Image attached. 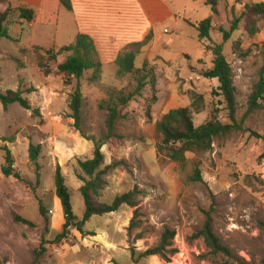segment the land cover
Masks as SVG:
<instances>
[{"label":"rangeland","instance_id":"374dc122","mask_svg":"<svg viewBox=\"0 0 264 264\" xmlns=\"http://www.w3.org/2000/svg\"><path fill=\"white\" fill-rule=\"evenodd\" d=\"M163 1L167 5L172 2L176 6L186 5L185 0ZM195 1L196 9L189 5L187 12L177 11L175 7L174 13L180 21L177 43L172 48H149L151 37L144 40L145 45L136 55L145 54L140 68L153 70L155 93L146 86L140 96L120 108L117 138L108 140L101 148L104 166L123 162L129 172L121 166L111 170L104 177L106 185L96 201L110 204L116 196L137 186L141 192L137 207L122 206L115 213L93 216L84 225V234L70 229L60 241L55 237L61 225L55 229L52 222L56 206L60 211L54 194L55 167L59 165L64 176L73 216L81 220L85 208L79 192L82 183L76 177L77 160L91 158L93 151V143L85 138L98 141L106 135V112L99 109V104L111 90L131 92L134 82L129 74L118 77L109 72L102 77V68L100 79L94 83L88 81L92 71L83 74L78 82L83 97L82 137L73 129L69 118L70 94L77 82L67 86L56 69L67 55L49 63L51 74L44 76L37 67L38 57L44 56L45 63L47 56L34 47L26 48L24 39L19 44L15 31L24 22L21 23L17 13L10 14L6 25L14 39H0V93L18 91L29 100L32 109L14 104L5 111L0 104V168L4 164L3 148L7 147L14 160V170L32 187H25L11 177L4 178L0 171V264H133L130 250L138 254L152 248L166 229L175 232L173 244L177 253L167 263L154 256L136 264H264L261 227L264 224V141L249 132H234L215 139L207 153L187 154L184 167L164 160L156 152L155 122L171 109L187 107L191 92L203 97L202 109L193 114L194 126H200L213 115L222 124L230 123L225 101L218 95L217 81L201 76L211 68V54L202 58L206 50L199 43L197 32L182 24L185 17L192 21L210 18L217 22L209 40L221 45L222 54L234 72L236 122L247 110L248 97L264 65V20L254 36L247 35L241 22L230 40L224 42L218 28L228 31L233 15L238 17L242 8L234 7L228 12L220 5V12L213 15L208 6ZM241 1L264 3V0ZM4 10L0 8V13ZM164 27L169 29L168 25ZM242 126L264 135V101L262 108L249 114ZM30 144L40 145L38 169L29 161ZM194 165L198 166L203 181L186 184L185 177L191 174ZM39 202L49 212L47 226L39 214ZM211 206L212 231L229 248L231 259L211 256L203 239L196 236ZM135 209L139 228L128 236L127 227ZM15 216L30 221L33 226L16 223ZM139 233L143 237L135 241Z\"/></svg>","mask_w":264,"mask_h":264},{"label":"trees","instance_id":"16d2710c","mask_svg":"<svg viewBox=\"0 0 264 264\" xmlns=\"http://www.w3.org/2000/svg\"><path fill=\"white\" fill-rule=\"evenodd\" d=\"M205 5L208 6L213 15H217L218 0H204ZM62 6L71 10L69 0H60ZM0 5L5 6V10L0 13V39L12 40L8 34L7 25L10 14L17 13L18 19L22 22L33 21L35 15L32 10L24 8H12L9 0H0ZM264 20V3H251L245 4L238 17L233 15L230 22L229 30L226 31L219 27L218 31L221 33L223 41L230 40L232 34L238 30L239 24L243 22V30L248 36H254L260 31V23ZM197 31V39L206 51L210 52L212 57L211 68L201 74L205 79L216 80L218 83V95L222 96L226 109L228 111L229 124H222L213 115L208 121L200 126H194L193 114L198 113L203 107V97L195 92L190 93V104L187 107L171 109L165 113L154 124V135L156 139V152L157 155H162L164 160L178 164L184 167L187 163L186 155L191 154H204L211 150L212 144L215 139L222 138L234 132H249L251 136L264 141V135L256 134L243 128L242 124L245 118L262 108L264 101V65L260 68L258 73V81L254 85L251 94L247 101V110L239 122L235 120L236 113V88L234 87V72L226 61L225 56L222 54L221 45L213 44L210 39V33L214 31L211 19H206L197 24H192ZM206 41V42H205ZM210 45H206L205 43ZM145 45V42L132 44L128 50L117 57L115 65L117 67L116 75L118 77L129 74L134 82V87L131 92L127 90H111L108 96L99 104V109L106 112L105 128L106 135L98 141L93 138H85L87 141L93 143L92 157L85 160H77V167L79 173L76 174L77 179L82 183L79 192L84 202V214L81 220H76L72 213L70 202V195L65 179L61 172L59 165H56L53 183L54 194L59 201L63 224L61 231L56 234L57 241L62 240L69 232L70 229H76L79 233L84 234L83 227L93 216H102L105 214L115 213L120 207L127 206L136 208L138 205L137 198L141 194L137 186L127 193L116 196L110 204H101L96 201L99 191L103 190L106 185L104 177L116 167L121 166L129 172L125 163H112L104 166V154L101 152L102 146L110 139L117 138L116 127L121 119L120 108L126 106L134 98L141 95L142 90L149 86L151 92L155 93L156 78L152 69L142 67L136 69L134 67V59L139 49ZM264 47V44H263ZM43 52L47 58L44 63V56L38 57V69L42 71L44 76L51 74L49 63H55L57 57L66 54L65 60L57 64V71L63 75L64 83L70 86L73 81L77 84L70 94L69 118L73 121V129L81 134V107H82V93L80 90L79 80L87 71H92L89 82L94 83L100 79L102 64L99 61L98 52L92 39L86 35H78L73 44L59 48L58 50L48 49L43 50L35 48ZM154 99V96H153ZM0 104L3 110H7L9 106L18 104L20 107L31 110V104L28 99L23 98L22 94L18 91H6L4 94L0 93ZM38 113L37 110H33ZM146 117L149 119V113L146 112ZM82 135V134H81ZM83 137V135H82ZM4 164L1 166L0 171L4 178H13L16 182L22 183L25 187L31 188L32 184L22 178L19 172L13 168L14 160L7 147L3 148ZM40 153V145L30 144L28 149L29 161L38 169V156ZM37 174V182L39 180ZM202 177L197 165L193 166L190 175L185 177L186 184L202 183ZM38 211L43 218L45 225L49 222V212L43 203L39 202ZM213 207L211 206L206 213L205 221L202 228L197 232L196 236L201 237L205 243L206 248L209 250L211 256H224L228 259L232 258V254L226 246L215 236L212 231V218ZM138 211L134 210L133 216L129 221L127 227L128 236L131 232L139 228L137 221ZM16 223H21L26 226H33V224L19 216L14 217ZM264 232V224L261 225ZM142 234H137L134 240L142 239ZM175 232L171 230H164L159 242L141 253L136 254L134 249H131V260L136 264L139 260L148 257H158L163 262H169L171 257L177 253L174 247L173 240ZM43 251V249L41 250ZM40 255V253H39Z\"/></svg>","mask_w":264,"mask_h":264},{"label":"crops","instance_id":"0c3cea01","mask_svg":"<svg viewBox=\"0 0 264 264\" xmlns=\"http://www.w3.org/2000/svg\"><path fill=\"white\" fill-rule=\"evenodd\" d=\"M199 1L206 6L204 0ZM9 2L12 8L32 10L35 15L33 21L24 22L23 26L18 25L15 32L20 45L24 39L26 48L58 49L73 44L78 35H86L92 39L97 49L102 64V77L109 72H114L117 76V57L126 52L130 45L141 43L148 37H151L149 48H172L177 43L180 21L174 13L175 7L177 11L183 12L188 11L189 5H194L196 9L195 0H185L186 5L183 6H176L175 2L167 5L163 0H69L71 10L65 9L60 0ZM220 5L224 11L231 12L234 7L238 10L245 4L241 0H218V13ZM0 8L4 10L6 7L1 5ZM199 22L201 21L185 17L182 24L196 31L191 25ZM211 23L213 26L217 25L213 19ZM167 25L169 29L164 27ZM162 27L164 29L161 31ZM10 37L14 39L13 34ZM207 54L209 52L204 51L202 58ZM144 56V53L136 55L134 67L140 68ZM52 222L55 229L62 226L64 220L61 207L59 211L56 206Z\"/></svg>","mask_w":264,"mask_h":264}]
</instances>
